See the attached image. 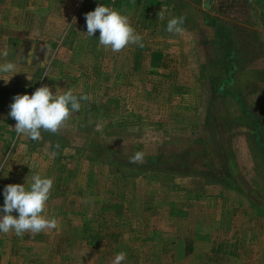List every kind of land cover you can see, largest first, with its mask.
<instances>
[{
	"label": "rangeland",
	"instance_id": "1",
	"mask_svg": "<svg viewBox=\"0 0 264 264\" xmlns=\"http://www.w3.org/2000/svg\"><path fill=\"white\" fill-rule=\"evenodd\" d=\"M3 4L0 63L19 72L0 79V206L6 185L54 177L47 215L59 227L0 233V264H109L105 238L142 201L162 206L159 218L149 215L153 226L176 223L178 238L206 232L198 238L209 262L264 264V0ZM99 4L129 15L144 46L112 52L99 30L88 37L85 14ZM178 16L182 33L167 32ZM44 84L92 99L58 134L17 136L10 104ZM136 151L143 164L129 163Z\"/></svg>",
	"mask_w": 264,
	"mask_h": 264
},
{
	"label": "clouds",
	"instance_id": "2",
	"mask_svg": "<svg viewBox=\"0 0 264 264\" xmlns=\"http://www.w3.org/2000/svg\"><path fill=\"white\" fill-rule=\"evenodd\" d=\"M88 37H93L99 30V45L105 50L120 52L130 44L143 47V37L136 31L130 16L107 4H99L85 14ZM164 18L161 9L158 19ZM185 17H172L168 20L166 31L173 34L182 33ZM8 51L2 56L7 58ZM14 61L5 59L0 63V79L7 84L13 75L18 73ZM11 73L9 77L7 74ZM28 79L31 78L28 76ZM92 98L90 94H75L69 89L63 93L44 84L34 93L16 94L10 104L9 116L16 121L14 130L17 136L26 135L34 141L42 139L41 132L58 134L71 118L73 113L82 107V101ZM59 147V145H57ZM131 164H143L145 153L136 151L128 157ZM31 166V165H30ZM54 187V177L33 174L31 182L10 183L4 187V204L0 206V233L13 232L18 237L25 233L33 235L59 227L55 217L47 215L48 202ZM16 213V214H14ZM126 252H119L112 260V264H122L126 259Z\"/></svg>",
	"mask_w": 264,
	"mask_h": 264
},
{
	"label": "crops",
	"instance_id": "3",
	"mask_svg": "<svg viewBox=\"0 0 264 264\" xmlns=\"http://www.w3.org/2000/svg\"><path fill=\"white\" fill-rule=\"evenodd\" d=\"M0 2L2 3V7L5 6L3 0H0ZM16 20L18 19L16 18ZM21 31H24V29L21 28ZM47 54L48 53H46V56ZM203 203L204 207H207L209 205L208 199L204 198ZM172 204H174L173 197ZM139 206L140 209L132 208L130 215L129 210H126L124 236L121 232L124 230L122 229L124 226L120 225L121 227H119L118 223H115L112 230L121 231L117 234H112L109 238H105L110 246H113L109 264H112L115 255L121 251L127 253L126 259L122 264H221L220 262H209L202 251V242H200L198 237L202 235L205 236L206 232L202 233L200 231L199 236L195 233L194 238H187V236L185 238H178V225H175L176 223L162 227L159 221L156 220L154 226L151 224L152 222L149 215L156 213L159 218L160 214H162V206L154 208L149 203L143 201L140 202ZM163 209L170 211V213L172 212V216H170L172 218L177 215L176 210L174 211V206L167 205L164 206ZM208 213H212V211ZM220 213L219 211L216 216L217 220L221 217ZM112 215L113 213H105L102 216L113 217ZM120 215L121 213L116 212V218L114 219L116 221H121ZM214 221H212L213 225H218V222ZM113 235H115V238H113ZM81 241V245L83 246L85 239L82 238ZM204 242L207 243L208 239H205ZM104 260L100 258L98 264H105Z\"/></svg>",
	"mask_w": 264,
	"mask_h": 264
}]
</instances>
